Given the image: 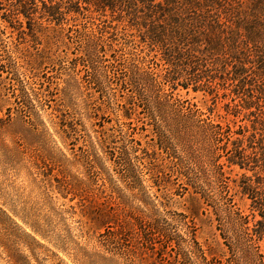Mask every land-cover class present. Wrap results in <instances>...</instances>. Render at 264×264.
Returning <instances> with one entry per match:
<instances>
[{"label":"trees","instance_id":"1","mask_svg":"<svg viewBox=\"0 0 264 264\" xmlns=\"http://www.w3.org/2000/svg\"><path fill=\"white\" fill-rule=\"evenodd\" d=\"M13 15L38 46L31 69L8 55L6 66L27 71L18 112L47 106L75 149L84 126L49 102L74 109L79 101L102 152L94 159L81 148L94 194L107 191L98 161L136 192L134 208L120 199L102 213L114 222L105 223L96 259L264 264V0H17ZM68 17L83 24L65 30ZM39 20L61 30L42 39ZM59 44L63 56L51 50ZM50 70L69 76L61 90L43 83ZM12 110L0 103V132ZM202 225L221 255L200 241Z\"/></svg>","mask_w":264,"mask_h":264},{"label":"rangeland","instance_id":"2","mask_svg":"<svg viewBox=\"0 0 264 264\" xmlns=\"http://www.w3.org/2000/svg\"><path fill=\"white\" fill-rule=\"evenodd\" d=\"M15 5L17 0H0V103L4 111L13 109L11 121L0 132V264H112L94 257L96 251L102 253L98 241L105 223L114 222V217L107 218L102 213L120 199L134 208L139 204L134 197L136 192L125 188L108 163L98 161L95 173L101 174L99 185H106L107 191L101 197L94 194L81 148L87 149L94 159L102 156V152L95 145L97 137L81 114L83 110L77 108L79 101L75 100L74 109L62 102H49L54 109H60L84 126L81 129L85 130L81 133L84 138L75 149L64 144L54 128L55 112L47 106L43 108L35 101L24 105L23 113L18 112L16 95H20L21 87L18 77L21 74V79H25L27 71L6 66L8 55L12 54L31 69L29 52L36 54L38 46L33 43L25 19L13 15ZM73 18H67L70 26L65 25V30L83 24L82 17L76 22ZM39 23L43 25L38 36L45 40L61 30L45 21L39 20ZM24 29L26 35L20 34ZM62 34L71 33L63 31ZM71 49L75 53V45ZM51 50L57 56L66 53L62 44L52 46ZM32 72L41 76L39 70ZM56 73L50 70L49 80L43 79V83L53 81L52 88L61 90L69 76L61 74L54 79ZM84 75L83 70L77 74L80 78ZM193 97L191 94L190 98ZM18 101L23 104V99ZM196 101L206 107L201 95ZM202 226L200 241L212 245L213 253L221 255L223 248L211 243L210 229Z\"/></svg>","mask_w":264,"mask_h":264}]
</instances>
